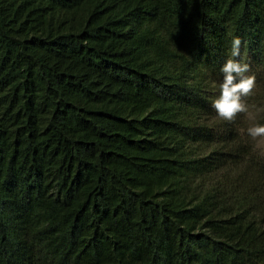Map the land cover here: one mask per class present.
<instances>
[{
  "label": "trees",
  "instance_id": "obj_1",
  "mask_svg": "<svg viewBox=\"0 0 264 264\" xmlns=\"http://www.w3.org/2000/svg\"><path fill=\"white\" fill-rule=\"evenodd\" d=\"M254 105L264 0H0V264H264Z\"/></svg>",
  "mask_w": 264,
  "mask_h": 264
},
{
  "label": "clouds",
  "instance_id": "obj_2",
  "mask_svg": "<svg viewBox=\"0 0 264 264\" xmlns=\"http://www.w3.org/2000/svg\"><path fill=\"white\" fill-rule=\"evenodd\" d=\"M242 39L236 36L231 41L229 59L221 67L224 75L220 85V95L212 101V107L222 121H234L240 113H247L248 108L243 97L252 94L255 87V77L246 75L249 65L235 59L241 56ZM248 136L257 140L264 137V124H253L247 128Z\"/></svg>",
  "mask_w": 264,
  "mask_h": 264
},
{
  "label": "rangeland",
  "instance_id": "obj_3",
  "mask_svg": "<svg viewBox=\"0 0 264 264\" xmlns=\"http://www.w3.org/2000/svg\"><path fill=\"white\" fill-rule=\"evenodd\" d=\"M264 106L254 105L247 115V121L241 129L243 136L253 145V153L264 158V137L257 140L251 139L247 134V128L250 125L258 124L260 117L264 114Z\"/></svg>",
  "mask_w": 264,
  "mask_h": 264
}]
</instances>
